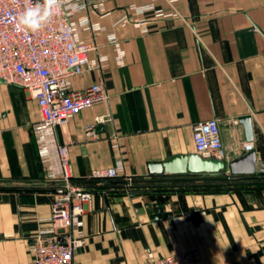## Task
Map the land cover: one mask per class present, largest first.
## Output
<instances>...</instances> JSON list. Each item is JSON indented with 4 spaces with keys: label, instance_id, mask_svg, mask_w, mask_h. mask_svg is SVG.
<instances>
[{
    "label": "crops",
    "instance_id": "crops-1",
    "mask_svg": "<svg viewBox=\"0 0 264 264\" xmlns=\"http://www.w3.org/2000/svg\"><path fill=\"white\" fill-rule=\"evenodd\" d=\"M85 1L72 23L93 49L71 88L100 84L108 100L57 129L72 182L93 192L81 217L86 245L72 264H147L148 253L181 252H197L206 264H264V186L257 179L227 192L164 193L171 178L149 174L150 164L195 154L192 126L209 119L218 121L227 167L250 153L264 162V0ZM149 6L166 16L133 9ZM123 18L146 24L118 25ZM100 116L107 121L86 137ZM246 116L251 141L239 122ZM38 121L31 95L0 83V264H33L29 241L50 217L48 167L58 161L39 157ZM113 167L116 180L89 179ZM142 187L154 190L132 192ZM157 207L170 216L151 220Z\"/></svg>",
    "mask_w": 264,
    "mask_h": 264
},
{
    "label": "built area",
    "instance_id": "built-area-1",
    "mask_svg": "<svg viewBox=\"0 0 264 264\" xmlns=\"http://www.w3.org/2000/svg\"><path fill=\"white\" fill-rule=\"evenodd\" d=\"M172 5L173 0H167ZM40 6L43 13L45 0H0V79L27 91L35 100L39 121L33 126L39 157L50 162L57 158V168L49 164L48 179L54 186L50 204V217L45 230L39 231L29 241L33 264H72L74 256L86 245L87 237L81 231V217L85 206L91 202L93 192L72 182L68 166V147L59 143L57 129L69 119L92 106L108 100L104 87L90 85L82 90H72L71 80L81 75L87 65L90 44L79 41L72 19L87 9L85 0H57L50 17L36 31L19 25V16L29 8ZM139 15L153 12L155 17H165L154 7L133 8ZM172 15L177 16V13ZM133 23L144 27L145 20L132 22L123 18L117 24ZM109 41L115 42L109 35ZM106 117L95 119V124L85 131L93 137L95 125L103 124ZM194 152L203 159L224 161L225 152L217 119H209L192 126ZM251 143L243 150L251 151ZM229 175V171H225ZM119 177V168L97 169L90 180L102 182ZM147 264H206L197 252L175 253L165 257L147 254Z\"/></svg>",
    "mask_w": 264,
    "mask_h": 264
},
{
    "label": "water",
    "instance_id": "water-1",
    "mask_svg": "<svg viewBox=\"0 0 264 264\" xmlns=\"http://www.w3.org/2000/svg\"><path fill=\"white\" fill-rule=\"evenodd\" d=\"M0 83L4 82L0 79ZM239 122L243 125L246 140L251 141L253 139L251 118L248 116L242 117L239 119ZM227 170L230 174L236 176L264 175V162L256 163L254 154L250 153L232 162L229 167H227L224 161L203 159L195 153L188 156L172 157L163 163L149 165L150 175L167 176L170 178L186 174L214 175ZM169 216V213H162L161 208L157 207L150 215V219L158 220Z\"/></svg>",
    "mask_w": 264,
    "mask_h": 264
},
{
    "label": "trees",
    "instance_id": "trees-1",
    "mask_svg": "<svg viewBox=\"0 0 264 264\" xmlns=\"http://www.w3.org/2000/svg\"><path fill=\"white\" fill-rule=\"evenodd\" d=\"M260 178H264V175L261 174H255L252 176H236V175H225L224 172H220L218 174L214 175H208V174H186L182 176H176L171 177L169 184H163V190H160L162 192H168L171 190H168L167 188H177V190L181 191H198V192H227L232 191L240 188L247 187V183L244 182V180L247 179H254L257 182L256 185L264 186V181H259ZM117 179V178H116ZM111 179V180H116ZM259 179V180H258ZM111 180H105L103 182H108ZM198 183H196V182ZM259 181V182H258ZM167 185H172L174 187H168Z\"/></svg>",
    "mask_w": 264,
    "mask_h": 264
},
{
    "label": "clouds",
    "instance_id": "clouds-1",
    "mask_svg": "<svg viewBox=\"0 0 264 264\" xmlns=\"http://www.w3.org/2000/svg\"><path fill=\"white\" fill-rule=\"evenodd\" d=\"M56 3L57 0H45L43 13H41L39 5L35 8L26 9L18 18L19 25L36 31L41 27L42 22L50 17Z\"/></svg>",
    "mask_w": 264,
    "mask_h": 264
},
{
    "label": "rangeland",
    "instance_id": "rangeland-1",
    "mask_svg": "<svg viewBox=\"0 0 264 264\" xmlns=\"http://www.w3.org/2000/svg\"><path fill=\"white\" fill-rule=\"evenodd\" d=\"M225 175H227V174H225ZM167 186H168V187H174V186H172V185H171V186H170V185H167ZM167 189L172 191V190H175V189H177V188L175 187V188H167ZM153 190H154V189H150V188H144V187H142V188H140V189L137 188V189L133 190L132 192H133V193H137V194H138V192L141 193V194H142V193L145 194L146 192H153Z\"/></svg>",
    "mask_w": 264,
    "mask_h": 264
}]
</instances>
